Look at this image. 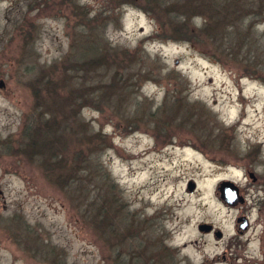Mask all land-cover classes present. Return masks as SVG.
Listing matches in <instances>:
<instances>
[{
    "label": "rangeland",
    "instance_id": "rangeland-1",
    "mask_svg": "<svg viewBox=\"0 0 264 264\" xmlns=\"http://www.w3.org/2000/svg\"><path fill=\"white\" fill-rule=\"evenodd\" d=\"M1 81L0 264H264V0H0Z\"/></svg>",
    "mask_w": 264,
    "mask_h": 264
},
{
    "label": "water",
    "instance_id": "water-1",
    "mask_svg": "<svg viewBox=\"0 0 264 264\" xmlns=\"http://www.w3.org/2000/svg\"><path fill=\"white\" fill-rule=\"evenodd\" d=\"M0 86H3L2 81L0 82ZM250 176L253 178V180H256V177L253 173H251ZM219 191L222 200L230 206H236L239 203H243L245 201L243 196L240 195L238 186L232 181H224L223 183H221L219 187ZM238 221L241 222L239 227L242 228L243 230H246L249 225L248 219L246 217H240ZM199 229L210 231L212 230V226L203 224L199 226ZM220 235L221 234H218L219 237Z\"/></svg>",
    "mask_w": 264,
    "mask_h": 264
},
{
    "label": "trees",
    "instance_id": "trees-1",
    "mask_svg": "<svg viewBox=\"0 0 264 264\" xmlns=\"http://www.w3.org/2000/svg\"><path fill=\"white\" fill-rule=\"evenodd\" d=\"M212 17L210 16V17H207V19H204V24H205V26L206 25H208L211 21H212ZM93 29V28H92ZM80 40H78L77 42L76 41H74V44L72 43V47H74V45H76V46H79V44H80ZM82 44V43H81ZM85 46H88L86 49H87V52H88V54H90V53H94V55L96 54V55H100L101 54V52L103 51V48H104V46H105V43H104V41H103V39H102V37L99 35V34H97V35H95V39L93 40V39H91V41H88V44H86ZM93 56V55H92ZM98 109L101 111V112H103V111H105V109H100L99 107H98ZM133 125H136V124H133ZM115 126L116 127H119V123H116L115 124ZM35 134V133H34ZM100 136V139L102 140V139H104V137L103 136H101V135H99ZM104 142V140H102V142L101 143H103Z\"/></svg>",
    "mask_w": 264,
    "mask_h": 264
}]
</instances>
